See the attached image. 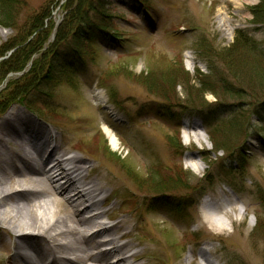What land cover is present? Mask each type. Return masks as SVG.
I'll use <instances>...</instances> for the list:
<instances>
[{"label":"rangeland","instance_id":"rangeland-1","mask_svg":"<svg viewBox=\"0 0 264 264\" xmlns=\"http://www.w3.org/2000/svg\"><path fill=\"white\" fill-rule=\"evenodd\" d=\"M60 1L4 0L12 4L7 9L12 25L0 16V54L6 52L0 57V110L36 118L60 141V155L83 158L90 168L83 175L110 194L101 207L109 219L102 221L126 222L134 252L149 251L144 262L207 264L206 258L208 264H264V61L226 57L230 73L222 67L221 80L201 83L199 76L209 75L212 62L201 61L198 50L199 41L215 52L228 48L236 30L244 29L264 51V0L241 6L230 0H111L106 10L87 9L88 23L98 27L107 12L113 16L105 23L110 37L92 26L82 46L67 40L61 54L74 71L39 70L25 81L28 64L2 76L4 61L16 55V44L33 28L32 18ZM74 1L56 9L54 21L43 23L33 44H22L27 54L35 51L31 61L54 41L66 5ZM254 6L258 24L252 20ZM1 10L6 9L0 5ZM43 60V66L51 61ZM96 91L106 97L104 104ZM151 168L158 183L146 186ZM211 198L235 203L233 223L214 215L227 221L224 230H216L214 220L210 228L202 222L210 216L202 204Z\"/></svg>","mask_w":264,"mask_h":264},{"label":"bare ground","instance_id":"bare-ground-1","mask_svg":"<svg viewBox=\"0 0 264 264\" xmlns=\"http://www.w3.org/2000/svg\"><path fill=\"white\" fill-rule=\"evenodd\" d=\"M110 1L90 0L80 7V10H72L73 4H67V13L64 15L61 29L67 33V36L86 41L90 26V24L86 25L90 19L87 9L96 11ZM230 1L240 6L241 2L244 4L258 2V0ZM64 4L65 0L60 1L59 5L53 2V7L43 8L42 12L36 14L35 17L41 20L39 29L28 30L27 38L24 37L23 41L29 40L33 44L35 41L32 38L43 28V23L47 25L48 22L54 21L56 9L64 10ZM252 20L255 21L254 12ZM59 24H56L57 27L60 26ZM254 24L258 23L254 22ZM237 31L244 33V29ZM199 44L200 41L198 47ZM42 51L51 60L45 67L46 74L58 72L53 61L59 65V71H69L65 69L63 59L56 60L53 53L51 55L46 52L47 48ZM204 60L206 59L201 57V61ZM103 95L101 91H96L95 97L102 104L106 102V97L104 98ZM106 109L114 118L116 117L111 107L108 106ZM4 111L5 109L0 110L2 112L0 118L1 263L140 264V261L144 262L149 251L147 249L146 253L134 252L132 230L126 222L118 221L109 225L102 221L103 217L109 219L108 211L101 209L108 196L103 195L101 184L83 175L84 169H90L83 158L75 154L60 155V141H57L58 138L50 130L37 124L36 118L13 108ZM106 134L111 146L115 148L117 143L114 136L107 129ZM204 139V136H200L199 141ZM170 146L177 150L176 145ZM56 154L59 158L54 159L50 169H47L52 161V155ZM208 180L206 176L204 182ZM201 196L204 199L203 191L199 197ZM234 205L231 200L216 201L215 198H211L210 201H204L202 207L210 216L202 222L208 224L210 228L214 220L218 224L216 230H224L227 221L225 219L222 221L214 215L222 214L233 223L230 219L231 215L237 213ZM262 224L264 228V223ZM154 249H157V246H154ZM205 262L211 263L206 258ZM144 264L148 263L144 262Z\"/></svg>","mask_w":264,"mask_h":264},{"label":"trees","instance_id":"trees-1","mask_svg":"<svg viewBox=\"0 0 264 264\" xmlns=\"http://www.w3.org/2000/svg\"><path fill=\"white\" fill-rule=\"evenodd\" d=\"M88 1L89 0H77L76 3L74 4V8L72 10L79 9L80 7H83L85 5V3L88 2ZM139 4L141 5V2ZM0 5L4 9H6L5 11L4 10L0 11V16H1L2 20L4 21V23L7 26H9V25L11 26L12 25V21H11L10 15L8 16V14H9L8 11L9 10H7V9H9L8 5H12V4H9V3L6 4L4 2V0H0ZM102 8H105V10H106L107 7L105 5ZM253 12H254V18H255L254 22H256L257 19H258L259 10L258 9L256 10V8H252V13ZM102 18H103L102 20L100 19L101 20L100 21L101 24H100L99 27L97 25H91V22L90 23L87 22L86 25L88 26L90 24V26H88V29L91 28L92 26L98 28L99 31H100L101 36L107 37V34H108V36L110 37V34L107 33V30L109 28L106 27L107 25L105 23L106 22L110 23V21L113 18V16L108 15V12H107V16L103 15ZM32 22H33V28L38 30L41 20L39 18H37V17H35V18L33 17L32 18ZM108 25H110V24H108ZM108 27H110V26H108ZM65 33L66 32L64 30H62V29L59 30L58 29V31H56L54 41L49 45V47H46V48H47L48 53H51V55L53 53L56 56V60H59L60 58L63 59V61L65 62V69H67V70H69L71 72V71H74L73 64L72 63H67L66 59L63 57V55L61 53H63V51L68 48L67 47L68 43H66L67 40H69V42L73 41V44H75L77 46H82V44H84L85 41H83V40H81L79 38H74V36H66ZM88 34H90V33L87 32V35ZM245 34H246L245 32L243 33L242 31H237L236 32V36H235V41L233 42V44L231 46H229L228 48H224L221 51H217V52H215L214 50L211 51V48L209 47V45H206L205 42L202 43L203 41L201 42V45L199 44L198 50L201 51L202 59L205 58L207 61L212 62V64L209 65L210 66L209 70H208L209 71V73H208L209 75L208 76L207 75H200L199 76L200 79H204V81H202L201 83H205V81H207L209 79H212L213 81L221 80V78L223 77L221 74H225L224 70H222V67H224L225 70H226V68L228 69V63L229 62L227 63L226 60L228 58L226 59V57L234 56L236 58V57H238V55L241 54V55H245V56H248V57H251V58H255L258 61H264V51L261 48L262 45L253 42V40L248 38V37H246ZM37 35H39V34H37ZM36 40H37L36 42L39 43V48L41 46V48H40V50H41L42 49V45H41L42 38L36 39ZM24 42H25V40L21 41L18 44H16V46L18 45V47H16L17 48L16 53H15L16 55L11 56L10 58H8V59H6L4 61L3 64H4V67H6V68L3 71V75L2 76H5V75H7V74H9L11 72L22 71L29 64V66L26 68L28 70L27 71L28 74L24 76V78L26 79L25 81H27L29 79V77H31V75L33 73L38 72L39 70H42V72L45 70L46 66H43L45 64L43 59L48 60L50 57L46 58V57H44L46 55V53H42L43 59L41 57V58L37 59L36 61H31L33 55L35 54V51H33L34 54H32V53L31 54H27V49H26L27 46H22V44ZM55 47H57L59 49V52L56 51V49L53 50ZM5 53H3V54L5 55ZM3 54L2 55L0 54V57H4ZM79 56L80 55H75L74 57L76 58V57H79ZM73 60L74 59L72 58V62H73ZM30 61H31V64H30ZM228 61H230V60H228ZM33 62H35V63H33ZM54 63L55 62L53 61V64ZM217 65H219L218 68H217ZM58 67H59V65H57L56 68H58ZM227 72L230 73V70L227 71ZM200 86H203V85L201 84ZM202 89L204 90V93L209 91V89L207 90V87H202ZM211 94L215 95L214 93H211ZM0 106H4V105H0ZM210 134H214V133H210ZM210 134H208V135H210ZM220 136H221V134L218 135V137H220ZM171 143L172 144H170V145H175L172 139H171ZM100 147L102 148V152L103 153H104V150H108V148H106V146H105V143H103ZM155 172H157V171L154 168H151L150 170H148L147 174H150V175L148 177H146L147 178L146 179L147 183H144V184H146V186H149L151 183H152V185L154 183H158V181H157V175L158 174H156ZM158 173L160 174L159 171H158Z\"/></svg>","mask_w":264,"mask_h":264}]
</instances>
